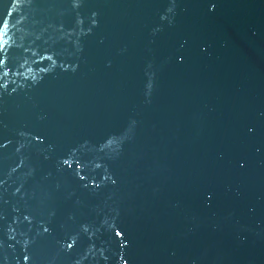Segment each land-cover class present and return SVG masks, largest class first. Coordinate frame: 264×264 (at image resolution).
I'll return each instance as SVG.
<instances>
[{"label":"water","instance_id":"obj_1","mask_svg":"<svg viewBox=\"0 0 264 264\" xmlns=\"http://www.w3.org/2000/svg\"><path fill=\"white\" fill-rule=\"evenodd\" d=\"M0 21V264H264V0Z\"/></svg>","mask_w":264,"mask_h":264},{"label":"snow or ice","instance_id":"obj_2","mask_svg":"<svg viewBox=\"0 0 264 264\" xmlns=\"http://www.w3.org/2000/svg\"><path fill=\"white\" fill-rule=\"evenodd\" d=\"M0 23H2V21H0Z\"/></svg>","mask_w":264,"mask_h":264}]
</instances>
